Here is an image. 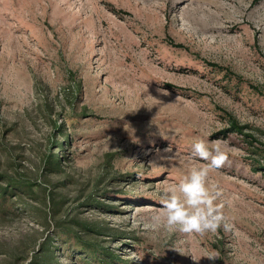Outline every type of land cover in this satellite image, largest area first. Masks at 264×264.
I'll use <instances>...</instances> for the list:
<instances>
[{
  "label": "rangeland",
  "instance_id": "rangeland-1",
  "mask_svg": "<svg viewBox=\"0 0 264 264\" xmlns=\"http://www.w3.org/2000/svg\"><path fill=\"white\" fill-rule=\"evenodd\" d=\"M197 138L229 154L230 228L203 236L155 220ZM0 175L36 191L0 207V264H97L43 226L48 195L111 264H264V0H0Z\"/></svg>",
  "mask_w": 264,
  "mask_h": 264
},
{
  "label": "clouds",
  "instance_id": "clouds-1",
  "mask_svg": "<svg viewBox=\"0 0 264 264\" xmlns=\"http://www.w3.org/2000/svg\"><path fill=\"white\" fill-rule=\"evenodd\" d=\"M165 151L170 152V147ZM191 156L206 163L191 167L177 184L164 188L155 220L163 218L165 227L188 235L216 233L221 227L228 230L223 204L217 203L220 190L209 184V174L223 168L229 162V154L221 149L220 141L197 138ZM201 258L215 262L219 253L211 251L204 257H192L197 264Z\"/></svg>",
  "mask_w": 264,
  "mask_h": 264
},
{
  "label": "trees",
  "instance_id": "trees-1",
  "mask_svg": "<svg viewBox=\"0 0 264 264\" xmlns=\"http://www.w3.org/2000/svg\"><path fill=\"white\" fill-rule=\"evenodd\" d=\"M215 70L217 67L214 68ZM233 129L237 132H240L243 127L237 125L235 122H232ZM60 132L63 131V127L57 128ZM61 138L65 141V144L69 146L71 144V140L68 135L65 133H61ZM62 161L63 159H58L57 162L50 159L49 165L50 168L55 172H63L62 170ZM0 178L5 180L4 186H0V207L6 205L9 199H13L15 196H28L31 200H36L35 195V185H32L28 181L21 179V180H14V179H7L5 176L0 175ZM46 202L47 213L46 216L43 217L42 224L45 228L52 229L53 234L61 239L64 244H67V248L63 249L62 251H67L70 253L74 252H81L85 254L90 260H95L97 264H111V258L109 255L98 248L93 247L92 244L88 243H81L78 237L74 234L73 229L71 226L67 225V216L61 220H57L56 217L60 215V207L59 201L51 198L48 195ZM27 210H30L33 214H36L40 217V213L34 205L30 203H26L24 205ZM40 214V215H39ZM78 226L83 228L84 230L91 231L89 227L82 225L81 223H76ZM102 230H105V227L101 226ZM52 256H54V251L45 244L42 247L41 251L34 257V260L31 261L30 264H42V262L49 263L52 260ZM102 258V259H101Z\"/></svg>",
  "mask_w": 264,
  "mask_h": 264
}]
</instances>
